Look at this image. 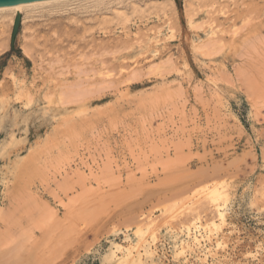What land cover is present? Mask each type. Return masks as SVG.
<instances>
[{
	"label": "rangeland",
	"instance_id": "obj_1",
	"mask_svg": "<svg viewBox=\"0 0 264 264\" xmlns=\"http://www.w3.org/2000/svg\"><path fill=\"white\" fill-rule=\"evenodd\" d=\"M100 1L0 12V264H264V0Z\"/></svg>",
	"mask_w": 264,
	"mask_h": 264
},
{
	"label": "bare ground",
	"instance_id": "obj_2",
	"mask_svg": "<svg viewBox=\"0 0 264 264\" xmlns=\"http://www.w3.org/2000/svg\"><path fill=\"white\" fill-rule=\"evenodd\" d=\"M77 1L79 2V0H77ZM81 1H82V0H81ZM91 1H92V0H91ZM96 1H97V0H96ZM98 1H99V0H98ZM107 1H108V0H107ZM107 1H106V3H107ZM113 1H114V0H113ZM124 1H125V0H124ZM142 1H143V0H142ZM197 1H198V0H197ZM57 2H59L60 5H61L62 2L64 3V0H35V1H26V2H19V3H13V4L0 5V12L3 14L4 12H6V13L9 12V11H10V12H14V11H17V10H20V9H23L22 11H24V9H25V10L28 9V12H29V9H33V8H35V7L43 6V5H45V4H48V5H49V4H53V3H57ZM69 2L71 3V1H69ZM84 2H85V0H84ZM89 2H90V1H89ZM100 2H102V0H101ZM103 2H105V0H103ZM111 2H112V1H111ZM128 2H129V1H128ZM130 2H131V1H130ZM157 2H158V1H155V4H154V3L151 1V3L153 4V6L155 5V7L157 6V5H156ZM165 2H166V1H165ZM165 2L161 3V4H162L161 6H163V4H165ZM170 2H171V1H170ZM170 2H169V3H170ZM172 2H173V1H172ZM65 3H66V2H65ZM74 3L77 4V2H75V0H74ZM74 3H72V4H74ZM80 3H81V2H80ZM82 3H83V2H82ZM94 3H95V2H94ZM109 3H110V2H109ZM115 3H117V0L115 1ZM137 3H138V1H137ZM148 3H149V2H148ZM151 3H149V4H151ZM169 3H168V4H169ZM83 4H84V3H83ZM85 4H86V3H85ZM103 4H104V3H103ZM110 4H112V3H110ZM110 4H109V5H110ZM121 4H122V3H121ZM130 4H131V3H130ZM138 4H139V3H138ZM171 4H172V3H171ZM248 4H249V3H248ZM57 5H58V4H57ZM62 5H63V4H62ZM62 5H61V6H62ZM67 5H69V3H68V4L66 3V5H64V6H67ZM70 5H71V4H70ZM77 5H82V4H77ZM112 5H113V4H112ZM123 5H125V4H123ZM131 5H132V4H131ZM134 5H135V4H133L132 8H133V7H137L136 5H135V6H134ZM147 5H148V4H147ZM159 5H160V4H159ZM169 5H170V4H169ZM169 5H166V6H169ZM46 6H47V5H46ZM74 6H76V5H74ZM74 6H73V7H74ZM85 6H86V5H85ZM87 6H89V5H88V2H87ZM126 6H127V5H126ZM166 6L164 5V7H166ZM47 7H48V6H47ZM49 7H50V5H49ZM59 7H60V6H59ZM70 7H72V6H70ZM127 7H130V6H127ZM171 7H172V5H171ZM173 7H174V4H173ZM40 8H41V7H40ZM51 8H52V7H51ZM62 8H65V7H62ZM68 8H69V7H68ZM75 8H77V6H76ZM78 8H80V7H78ZM88 8H89V7H88ZM120 8H121V7H120ZM151 8H154V7H151ZM49 9H50V8H49ZM52 9H53V8H52ZM57 9H58V8H57ZM95 9H96V8H95ZM95 9H94V11H95ZM126 9H127V8H126ZM137 9H138V8H137ZM157 9L159 10V7H158ZM161 9H162V8H161ZM161 9H160V10H161ZM168 9H169V8H168ZM39 10H40V9H39ZM47 10H48V9H47ZM47 10H46V11H47ZM68 10H69V9H68ZM70 10H71V12H72V9H70ZM79 10H80V9H79ZM79 10H77V11H79ZM90 10H92V9H90ZM107 10H108V9H107ZM128 10H129V9H128ZM131 10H132L131 12H133V9H131ZM174 10H176L175 7H174ZM41 11H42V10H40L39 12H41ZM64 11H65V12H70V11H66V10H64ZM73 11H75V9H73ZM81 11H83V10H81ZM96 11H98V9H97ZM96 11H95V12H96ZM110 11H111V9H110ZM120 11H121V10H120ZM120 11H118V13H117V11H116V12L113 11V12L115 13V15L118 14V15H117V17H118L119 14H120ZM122 11H123V10H122ZM126 11H127V10H126ZM134 11H136V10L134 9ZM161 11H162V10H161ZM164 11H165V10H164ZM171 11H172V10H171ZM47 12H48V11H47ZM51 12H52V11H51ZM51 12H50V14H52ZM55 12H56V11H55ZM95 12H94V13H95ZM101 12H102V11H101ZM101 12H100V14H101ZM124 12H125V11H124ZM165 12H166V11H165ZM173 12H174V11H173ZM29 13H30V15H31V11H30ZM32 13H33V12H32ZM34 13H35V12H34ZM72 13H73V12H72ZM96 13H97V12H96ZM127 13H128V12H127ZM127 13H126V14H127ZM129 13H130V12H129ZM129 13H128V14H129ZM174 13H175V12H174ZM9 14H10V13H9ZM36 14H37V13H36ZM68 14H69V13H68ZM77 14H78V13H77ZM87 14H88V13H87ZM92 14H93V13H92ZM98 14H99V13H98ZM100 14H99V15H100ZM172 14H173V13H172ZM175 14H177V13H175ZM0 15H1V14H0ZM24 15H26V14H25V11H24ZM24 15H23V16H24ZM27 15H28V14H27ZM55 15H58V14H55ZM59 15H60V14H59ZM85 15H86V14H85ZM93 15H94V14H93ZM4 16H5V15H4ZM6 16H8V15L6 14ZM14 16H15V15H14ZM34 16H35V15H34ZM37 16H38V15H37ZM49 16H51V15H49ZM68 16H69V15H68ZM71 16H72V15H71ZM71 16H70V17H71ZM89 16H90V14H89ZM104 16H105V15H103V17H104ZM175 16H176V15H175ZM2 17H3V16H2ZM8 17L11 19L12 16H11V17L8 16ZM26 17H27V16H26ZM26 17H25V18H26ZM28 17H29V15H28ZM28 17H27V18H28ZM72 17H73V16H72ZM72 17L70 18L71 20H72ZM82 17H83V16H82ZM84 17H86V16H84ZM91 17H92V15L90 16V19H91ZM106 17H108V16H106ZM112 17H113V16H112ZM115 17H116V16H114V18H115ZM122 17H123V16H122ZM6 18H7V17H4L3 19H6ZM21 18H22V17H21ZM23 18H24V17H23ZM33 18H34V17H33ZM53 18H54V16H53ZM55 18H56V16H55ZM64 18H65V17H64ZM68 18H69V17H68ZM68 18H67V19H68ZM75 18H76V16L74 17V20H75ZM87 18H88V16H87ZM92 18L94 19V17H92ZM101 18H102V17H101ZM101 18H100V19H101ZM119 18H121V17L119 16ZM1 19H2V18H0V20H1ZM12 19H13V18H12ZM37 19H38V18H37ZM42 19H43V18H42ZM46 19H48V18H46ZM56 19H59V18H56ZM60 19L62 20L61 17H60ZM78 19H79V18H78ZM90 19H89V20H90ZM103 19H104V18H103ZM7 20H8V19H7ZM31 20H32V18H31ZM34 20H35V18H34ZM76 20H77V19H76ZM79 20H80V19H79ZM89 20H88V21H89ZM95 20H96V19H95ZM101 20H102V19H101ZM63 21H64V20H63ZM92 21H93V20H92ZM105 21H106V20H105ZM110 21H111V19H110ZM1 22L4 23V20H3V21L1 20ZM6 22H7V21H6ZM6 22H5V24H4L5 27H6ZM22 22H23V20H22ZM28 22H29V21H28ZM32 22H33V21H32ZM49 22H51V21H49ZM72 22H73V21H72ZM83 22H84V21H83ZM90 22H91V21H90ZM113 22H114V20H113ZM2 23H1V26L3 25ZM8 23H9V22H8ZM8 23H7V24H8ZM10 23H11V25H12V21H11ZM23 23H24V22H23ZM38 23H40V22H38ZM38 23H37V24H38ZM55 23H56V22H55ZM75 23H76V22H75ZM77 23H80V22L78 21ZM93 23H94V22H93ZM99 23H101V22H99ZM103 23H104V22H103ZM160 23H161V22H160ZM25 24H27V23H25ZM47 24H48V23H47ZM64 24H65V22H64ZM81 24H82V23H80V25H81ZM94 24H95V23H94ZM105 24L108 25L107 21H106V23H104V25H102V26H104L103 28L106 27ZM111 24H112V21H111ZM162 24H163V23H162ZM9 25H10V24H9ZM50 25L52 26V24H50ZM82 25H83V24H82ZM109 25H110V24H109ZM109 25H108V26H109ZM124 25H125V24H124ZM157 25H158V24H157ZM24 26H25V25H23V27H24ZM32 26L35 27L34 25H32ZM40 26H41V24H40ZM55 26H56V25H54V27H55ZM64 26H65V25H64ZM68 26H69V25H68ZM85 26H86V25H85ZM95 26H96V24H95ZM108 26H107V28H108ZM137 26H138V24H137ZM143 26H144V25H143ZM158 26H159V25H158ZM168 26H169V25H168ZM10 27H11V26H10ZM27 27H29V26H27ZM27 27L25 26V28H27ZM33 27H32V29H33ZM37 27H38V26H36V28H37ZM46 27H47V26H46ZM52 27H53V26H52ZM52 27H51V28H52ZM69 27H70V26H69ZM81 27H82V26H81ZM81 27H80V29H81ZM89 27H90V26H89ZM125 27H126V26H125ZM138 27H139V26H138ZM144 27H145V26H144ZM148 27H150V26H148ZM169 27H170V26H169ZM30 28H31V27H30ZM44 28H45V26H44ZM44 28L42 27L43 30H44ZM82 28H83V27H82ZM90 28H91V27H90ZM114 28H115V27H114ZM150 28H151V27H150ZM5 29H6V28H5ZM5 29H4V30H5ZM8 29H9V28H8ZM28 29H29V28H28ZM28 29H27V30H28ZM32 29H29L28 32H29L30 30H32ZM39 29H40V28H39ZM49 29H50V28H48L47 30L49 31ZM55 29H56V28H55ZM80 29H79V30H80ZM83 29H84V28H83ZM105 29H106V28H105ZM126 29H127V28H126ZM0 30H1V33H3V34L7 31V30H5V32H4L3 29H0ZM23 30H24V29H23ZM23 30H22V31H23ZM25 30H26V29H25ZM27 30H26V31H27ZM36 30H37V29H36ZM45 30H46V29H45ZM52 30H53V29H51V32H52ZM84 30H85V29H84ZM87 30H88V29H87ZM91 30H92V29H91ZM91 30H90V31H91ZM127 30H128V29H127ZM137 30H138V29H137ZM139 30H141V29L139 28ZM145 30H146V29H145ZM145 30H143V31H145ZM149 30H150V29H149ZM153 30H154V29H153ZM153 30H152V33H153ZM8 31H10V29H9ZM22 31H21V32H22ZM38 31H39V30H38ZM48 31H46V32L48 33ZM53 31H54V30H53ZM55 31H56V30H55ZM74 31H75V30H74ZM112 31H113V30H112ZM112 31H111V32H112ZM154 31H155V30H154ZM41 32H42V31H41ZM46 32L44 31V35H45V34L47 35ZM56 32H57V31H56ZM80 32H81V31H80ZM101 32H102V31H101ZM107 32H108V30H107ZM109 32H110V31H109ZM109 32H108V33H109ZM111 32H110V33H111ZM120 32H121V31H120ZM155 32H156V31H155ZM163 32H164V31H163ZM34 33H36V32H34ZM38 33H40V31H39ZM57 33H59V32H57ZM64 33H66V32H63V34H64ZM75 33H77V32H75ZM94 33H95V32H94ZM99 33H100V32H99ZM103 33H104V32H103ZM149 33H150V32H149ZM186 33H187V32H186ZM3 34H2V35H3ZM5 34H6V33H5ZM8 34H9V32H8ZM42 34H43V33H42ZM42 34H40V35H42ZM49 34H51V33H49ZM54 34H55V33H54ZM66 34H67V33H66ZM79 34H80V33H79ZM89 34H90V33H89ZM91 34L93 35V33H91ZM100 34H101V33H100ZM125 34H126V33H125ZM153 34H154V33H153ZM182 34H183V33H182ZM64 35H65V34H64ZM72 35H73V34H72ZM76 35H77V34H76ZM84 35H85V33H84ZM92 35H91V36H92ZM108 35H109V34H108ZM111 35H112V34H111ZM143 35H144V34H143ZM154 35H155V34H154ZM184 35H187V34H184ZM184 35H183V36H184ZM0 36H1V35H0ZM31 36H33V35H31ZM31 36H30V37H31ZM35 36H36V35H35ZM48 36H49V35H48ZM51 36H52V34H51ZM65 36H66V35H65ZM88 36H89V35H88ZM95 36H96V35H95ZM95 36H94V37H95ZM103 36H104V35H103ZM116 36H117V35H116ZM122 36H123V35H122ZM129 36H130V35H129ZM2 37H3V36H2ZM23 37H25V36L23 35ZM27 37H29V36H27ZM53 37H54V36H53ZM53 37H52V38H53ZM55 37H56V36H55ZM89 37H90V36H89ZM96 37H97V36H96ZM98 37H99V36H98ZM117 37H118V36H117ZM117 37H116V38H117ZM137 37H138V35H137ZM215 37H216V36H215ZM31 38H32V37H31ZM39 38H42V36L39 37ZM46 38H47V37H46ZM48 38H49V37H48ZM48 38H47V39H48ZM50 38H51V37H50ZM56 38H57V37H56ZM59 38H60V39H59ZM59 38H57V39H58V40H61V37H59ZM91 38H92V37H91ZM99 38H100V37H99ZM99 38H98V40H99ZM107 38H108V37H107ZM110 38H111V37H110ZM114 38H115V37H114ZM134 38H135V36H134ZM160 38H161V37H160ZM180 38H181V37H180ZM185 38H186V36H185ZM3 39H4V38H2V40H3ZM28 39H29V38H28ZM35 39H36V38H35ZM68 39H69V38H68ZM101 39H102V40H101ZM101 39L99 40L100 42L105 41V40H104V39H105L104 37L101 38ZM141 39H142V38H141ZM162 39H163V38H162ZM166 39H167V38H166ZM2 40H0V42H1ZM4 40H5V39H4ZM23 40H24V39H23ZM30 40H31V39H30ZM32 40H34V39H32ZM36 40H37V39H36ZM45 40H46V39H45ZM107 40H109V38H108ZM107 40H106V41H107ZM111 40H112V38H111ZM113 40H114V39H113ZM130 40H132V38H130ZM138 40H139V38H138ZM163 40H164V39H163ZM186 40H187V39H186ZM214 40H215V39H213V41H214ZM5 41H6V40H5ZM5 41H4V42H5ZM50 41L52 42L51 39H50ZM90 41H91V39H90ZM116 41H119V39H118V38L115 39V42H116ZM134 41H136V40H134ZM134 41H133V42H134ZM142 41H144V40H142ZM202 41H203V40H202ZM204 41H205V40H204ZM204 41H203V42H204ZM6 42H7V41H6ZM33 42H34V41H33ZM56 42H57V41H56ZM60 42H61V41H60ZM65 42H66V40H65ZM91 42H92V41H91ZM95 42H96V41H95ZM108 42H109V41H108ZM119 42H120V41H119ZM121 42H123V41H121ZM130 42H131V41H130ZM206 42L209 43V45H211L210 42H208V41H206ZM49 43H50V42H49ZM58 43H59V41H58ZM68 43H69V42H68ZM92 43H93V42H92ZM134 43H135V42H134ZM36 44H37V43H36ZM60 44H61V43H60ZM90 44H91V43H90ZM96 44H97V43H96ZM100 44H101V43H100ZM104 44H105V43H104ZM109 44H110V43H109ZM109 44H108V45H109ZM119 44H120V45H118V46H121L122 43H119ZM124 44H125V43H124ZM132 44H133V43H132ZM140 44H141V43H140ZM167 44H168V43H167ZM0 45H1V44H0ZM24 45H25V44H24ZM46 45H47V44H46ZM56 45H57V43H56ZM142 45H143V43H142ZM162 45L164 46V44H162ZM168 45H169V44H168ZM203 45H204V44H203ZM203 45H202V46H203ZM54 46H55V45H54ZM54 46H53V47H54ZM101 46L104 47L105 45H104V46L101 45ZM101 46H100V47H101ZM123 46H124V45H123ZM125 46H126V44H125ZM125 46H124L123 48H126V47H127V46H126V47H125ZM170 46H171V45H170ZM204 46H205V45H204ZM204 46H203V47H204ZM206 46H207V44H206ZM47 47H48V45H47ZM92 47H94V45H93ZM100 47H99V48H100ZM102 47H101V48H102ZM106 47H107L109 50H111V49L109 48L110 45H109V46H106ZM115 47H116V46H114V49H115ZM121 47H122V46H121ZM133 47H134V46H133ZM165 47H166V46H165ZM24 48H25V47H24ZM94 48H95V47H94ZM117 48H118V47H117ZM117 48H116V50H117ZM162 48H163V47H162ZM171 48H172V47H171ZM200 48H201V46H200ZM28 49H29V48H27V50H28ZM44 49H45V47H44ZM47 49H48V48H47ZM52 49H53V48H52ZM55 49H56V48H55ZM102 49H103V48H102ZM108 49H107V50H108ZM163 49H164V48H163ZM94 50H95V49H94ZM94 50H93V51H94ZM99 50L101 51V49H99ZM104 50H106V49H104ZM104 50H103V51H104ZM109 50H108V51H109ZM116 50H115V51H116ZM136 50H137V49H136ZM119 51H121V50H119ZM165 51H166V50H165ZM106 71H108V70H106ZM106 71H105V72H106ZM78 76H79V75H78ZM102 76H103V72H102ZM104 77H105V75H104ZM104 77H103V78H104ZM101 78H102V77H101ZM103 78H102V79H103ZM105 78H107V77H105ZM88 79H89V78H88ZM104 80H105V79H104ZM104 82H105V81H104ZM73 87H74V86H73ZM77 87H78V86H77ZM89 87H90V86H89ZM92 89H93V88H92ZM67 90H68V89H67ZM82 90H83V89H82ZM83 91H84V90H83ZM79 92H80V93H79ZM94 92H95V91H94ZM75 93H76V92H75ZM78 93H79L80 95H82V91L79 90V91H77V94H78ZM73 94H74V93H73ZM84 95H85V94H84ZM87 95H88V94H87ZM78 97H79V96H78ZM85 97H86V96H85ZM80 100H82V99H80ZM111 170H112V169H111ZM135 181H136V180H135ZM138 184H139V183H138ZM139 185H140V184H139ZM139 185H138V186H139ZM114 189H115V188H114ZM117 189H118V188H117ZM130 189H131V188H130ZM132 190H133V189H132ZM111 194H112V193H111ZM85 206H86V205H85ZM91 207H92V206H91ZM84 210H85V207H84ZM88 210H89V208H88ZM81 211H82V210H81ZM82 212H83V211H82ZM84 213H85V212H84ZM85 214H86V213H85ZM67 219H68V218H67Z\"/></svg>",
	"mask_w": 264,
	"mask_h": 264
},
{
	"label": "water",
	"instance_id": "obj_3",
	"mask_svg": "<svg viewBox=\"0 0 264 264\" xmlns=\"http://www.w3.org/2000/svg\"><path fill=\"white\" fill-rule=\"evenodd\" d=\"M26 1H35V0H0V5L26 2ZM20 22H21V13L19 10H17L15 17H14V21H13L12 31H11V39H10L11 48H13V46H14L15 37L17 35V31L19 29Z\"/></svg>",
	"mask_w": 264,
	"mask_h": 264
}]
</instances>
